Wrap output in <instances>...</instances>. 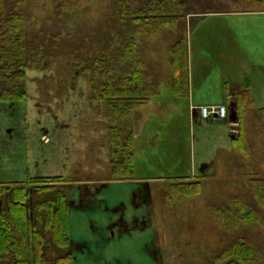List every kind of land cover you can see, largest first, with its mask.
<instances>
[{"label": "rangeland", "instance_id": "rangeland-1", "mask_svg": "<svg viewBox=\"0 0 264 264\" xmlns=\"http://www.w3.org/2000/svg\"><path fill=\"white\" fill-rule=\"evenodd\" d=\"M115 2L95 0L65 16H60L59 0H29L20 6L26 17L29 56L41 50L50 68L27 71L26 101L0 103V184L28 186L30 215L41 229L43 214L35 206L58 192L67 197V252L73 264H223L216 263L215 256L239 237L249 239L264 253V223L241 221L236 231H229L210 212L228 206L235 196H244L257 207L250 180L264 179V137L252 131L250 142L245 123L248 156L232 152L229 119L213 126L190 123L181 108L177 116L152 123L157 130L163 126L174 130L179 139L174 143L171 134H159L162 142L155 152L159 157L155 155L151 169L155 171L147 176L166 180L144 182L141 163L132 181L113 180L104 106L91 100L89 83L80 69H74L73 59L79 56L92 63L97 50L107 46ZM188 3L196 11V16L187 18L193 25L202 19L195 17L202 15L203 8ZM6 9L11 10L8 3ZM206 20L192 37L199 39L202 32H208L211 41L224 38L216 30L223 20ZM209 23L214 27L211 31ZM180 35L167 28L142 49L151 73L166 76L169 47ZM161 83L160 96L166 100L172 92L167 83ZM191 171L198 176L205 173L208 180L201 181L196 196L178 197L173 187L192 183L179 179ZM49 176L62 177L64 182L48 193L39 191L40 184H31L32 178ZM1 207H8L5 197ZM258 208L264 220V207ZM43 232L52 241L51 232ZM47 249L52 259L54 245L47 244Z\"/></svg>", "mask_w": 264, "mask_h": 264}, {"label": "trees", "instance_id": "trees-1", "mask_svg": "<svg viewBox=\"0 0 264 264\" xmlns=\"http://www.w3.org/2000/svg\"><path fill=\"white\" fill-rule=\"evenodd\" d=\"M29 0H0V103L24 102L28 99V75L30 68L48 71L46 56L41 52L29 56L26 33V17L19 9ZM113 18L108 20L109 43L98 49L92 63L74 57V69L90 86V98L104 106L109 138V164L114 181H129L135 178L133 143V117L136 110L156 100L161 94V85L148 70L142 49L153 39H158L165 29L180 33L179 40L169 47L173 88L184 95L187 86V21L196 16L188 0H115ZM203 8L206 18L213 14L232 12H264V0H190ZM95 0H59L60 16L75 12L93 4ZM11 7L7 12L6 4ZM229 4L234 7H230ZM198 14V13H197ZM199 20V19H198ZM196 23L190 24V32ZM247 101L246 93H242ZM240 103V102H239ZM242 105V104H240ZM239 114V135L234 139L235 152L249 155L246 146L245 116L250 107L243 103ZM256 130L264 137V109L258 112ZM62 177H37L31 184H40V192H51L63 183ZM257 207L246 197L235 196L228 206L211 209V214L229 231H236L241 221L264 223L260 209L264 207V179L250 180ZM201 191V180L174 185L178 197H194ZM6 198L8 207L2 208ZM30 194L25 183L0 184V264H73L69 249V206L67 197L58 192L55 198L38 203L35 208L42 212V229L33 221L28 206ZM34 208V209H35ZM33 211V210H32ZM51 232V240L45 238ZM54 245L52 259L46 250ZM216 263L264 264V253L249 239L239 237L221 255Z\"/></svg>", "mask_w": 264, "mask_h": 264}, {"label": "crops", "instance_id": "crops-1", "mask_svg": "<svg viewBox=\"0 0 264 264\" xmlns=\"http://www.w3.org/2000/svg\"><path fill=\"white\" fill-rule=\"evenodd\" d=\"M209 18L223 20V23L216 24V30H220L224 38L211 41L210 37H208L210 35L208 32H202L199 39L192 37L193 34H196L195 30L201 29L202 25L207 23L206 19ZM199 21H201V27L196 28L195 26L188 37V84L184 95L180 96L173 88L171 67L166 76L163 77L157 76V74L152 72L155 81L161 85V92V81H163L167 83L172 94H169L166 100L161 96L158 97L148 105L136 110L134 114L133 131L136 128L135 133L133 132L135 171H139V166L137 165L141 163L140 173L144 177L142 179L144 182L152 183L166 180L162 176H147L151 175L149 173H152V171H155V169L152 171L151 169L155 162V155L159 157V154L155 153L160 141L162 142L159 134H164L165 136L171 134V139L174 143L179 141L174 130L167 131L164 128L165 126L158 127L157 130L156 127L152 126V123L153 121L161 122L177 116L180 114L181 108L184 109L187 121L190 123L199 121L202 125L207 122L209 126H213L215 122L221 123L224 120H205L197 107L227 105L229 111L227 119H229L232 129L231 148L235 154L234 139L238 137L240 127L238 110L240 106L244 107L243 103L249 104L250 102V107L245 116V126L248 131L249 141L251 142L252 140L251 135H253V132L259 135L255 128V120L258 112L264 109V12L213 14L204 19H199L196 24ZM212 27V24L210 25L209 23L207 30H213L214 27ZM239 31L244 38H241ZM179 38L176 37L173 44ZM242 93L248 95L245 98V100L248 99L246 102L241 99L244 98ZM233 109L237 111V122H233L231 119ZM222 141H224V137ZM190 142H193L191 137ZM218 151L221 154L223 148L218 149ZM174 175H177V173ZM205 175L203 173V175L198 176L191 171V173L186 175H180L179 179H183L186 182H194L199 179L201 181L208 180Z\"/></svg>", "mask_w": 264, "mask_h": 264}, {"label": "built area", "instance_id": "built-area-1", "mask_svg": "<svg viewBox=\"0 0 264 264\" xmlns=\"http://www.w3.org/2000/svg\"><path fill=\"white\" fill-rule=\"evenodd\" d=\"M200 110L201 116L203 119H226L228 116V108L226 105H217V106H200L197 107Z\"/></svg>", "mask_w": 264, "mask_h": 264}, {"label": "water", "instance_id": "water-1", "mask_svg": "<svg viewBox=\"0 0 264 264\" xmlns=\"http://www.w3.org/2000/svg\"><path fill=\"white\" fill-rule=\"evenodd\" d=\"M231 119L233 122H237V120H238L237 111L235 109H233L231 112Z\"/></svg>", "mask_w": 264, "mask_h": 264}]
</instances>
